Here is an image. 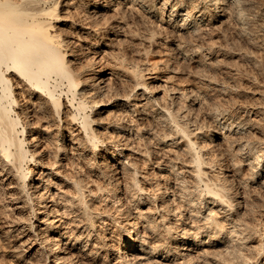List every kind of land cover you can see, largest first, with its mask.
<instances>
[{
  "label": "rangeland",
  "instance_id": "rangeland-1",
  "mask_svg": "<svg viewBox=\"0 0 264 264\" xmlns=\"http://www.w3.org/2000/svg\"><path fill=\"white\" fill-rule=\"evenodd\" d=\"M65 1L63 0L59 4L60 11L58 13L67 21L57 22L55 26H62L68 31L71 29V32L68 33L71 35H67V38L69 39L70 49H73L72 51L76 55L74 57L71 55L68 59L76 61L78 65H81V68L84 66L86 74L89 73L88 65L92 62V67L98 72L97 76L102 77L103 82H100V85L103 83L102 86L109 87L110 92H116L113 93V99L105 101L106 104L101 106V111L97 116H100V119L103 116V122H106L109 118L111 121L114 118L116 120V117V121L122 123L125 121L123 123L124 131L116 134L117 148L121 150V153L115 155V157H109L103 149V145L108 149H111L114 145L110 137L117 132L111 128H108L109 132L108 129L99 130L101 133L103 132V135L107 134L105 136L101 134L103 137L100 135V138L106 141L105 137L108 136L107 139L113 145H111V142L106 141V143H101L103 145H100V142L97 143L96 148L93 149H90L88 145H83L82 148V145L77 147V143L70 141L72 138H78L80 134H83V131L80 133L78 129L80 124L76 122L64 124V120H61L63 124H55L54 122L50 124V127L53 129L54 135L59 136L61 133L65 135L62 143L65 149L69 150H66V154H62L61 150L58 151L59 161H57L54 160L57 158L52 157L57 147H53L54 144H48L49 136L45 132L36 133L35 136H38L36 147L39 150L37 155L40 161L39 164L44 161L49 167L48 163L53 161L57 163L54 166L51 165L53 167L50 169H45L38 164L37 159L35 167L32 162L24 166L34 167V173L32 174L34 176L31 181L33 185L29 186L28 189L34 191V202L38 190H44L46 193L44 204L40 207L41 209L36 211V206L33 207L32 202H29L30 198L27 197V192L20 191L19 186L16 185L18 181L15 173V175L13 173L9 174L10 176L8 175L13 183H9L7 176L0 179V191L3 190L4 193H2L5 194L3 195L0 192V197L3 195L2 200H0V264H29V262L35 264L36 261L37 263L40 262L39 264H53L54 260L52 259L54 257L46 247L47 243L42 245L39 243L41 237L46 234L55 239L54 231L46 233L42 228L47 226L49 220L53 218L52 214L54 215V225L63 234L61 243L65 247L64 256L69 257L71 255L69 258L70 261L74 262L73 264H119L117 258V248H119L121 242L119 230L128 214L137 215L138 211L142 212L143 210L144 214H147L152 221L156 222L162 220V216L168 215L164 222L175 225L174 216L164 212L168 202L172 205L174 213L178 212L176 207L179 206L181 208L180 213H183L182 216L180 214L179 225L176 224L173 227L177 230L186 228L191 231L197 223L199 225L202 222L192 214L193 212H189V209H187L185 199L189 196H181L180 186L188 187L194 197L199 194V198H203V200L196 203V206L194 205L195 210L196 208L197 210L200 209L198 212L200 214V211L205 210L206 204L208 205L207 194L204 190L205 180L211 184L223 183L224 180L225 190L230 196L236 198L237 201L239 200V204L232 208L229 206L228 208L226 205V209H219L217 218L223 221L226 227H229L231 223L228 222L234 219L232 221H238L240 224L236 228L237 231L239 232L241 228L244 230H242V233L232 234V238L224 234L225 242V239H222L214 244H193L190 237H188L185 241L183 240L184 242L182 239L176 238V245H180L186 253L188 249H191L194 262L192 261L190 264H219V255H213L212 253L222 251L225 246L229 249L238 248L237 251L241 250L239 254H236V257H228L231 258L230 263L232 264H254L255 262H258L256 264H262V261L264 264V250L262 249L264 246V178L250 176L255 171V165H253L251 152H248L246 148L247 146H253L257 149L264 146V0H241L240 12H242L243 24L237 23L236 18L233 19L232 15H226L217 16L210 19L211 21L208 20L210 23L207 22L208 18H205V20L199 21L200 24H194V29L190 24L186 25L187 29H179L186 37L184 39L185 43H181L185 50L182 55L175 48V45L179 42L177 37V35H180L179 30H176L179 33L174 36L173 31H171L172 27L161 18L166 10L163 8L165 6L161 4L162 0H142L144 6H148L144 8H149V13L139 10L137 4L126 3L125 0H118L121 1L119 6L117 0H67V4ZM109 1L111 4H109ZM95 2L107 4V6L98 8L101 13L99 16H95L101 19H99L101 24L98 26L100 30L103 31L107 25L112 26L109 32H105L106 34L98 36V38L93 35L91 29L87 30V22L90 18L92 19L89 13L93 10ZM117 10L120 13H116ZM157 10H159V13ZM110 15H112V18L110 17L105 22L104 18ZM229 16L231 17L229 18ZM53 22H56V20H53ZM239 24L240 26L242 24V26L240 27ZM72 25L73 28H71ZM81 27L85 28L82 29ZM190 35L195 37L191 38ZM124 69L126 70L124 71ZM132 72H136L137 75L133 76ZM136 80L139 84L134 86ZM115 88L116 90H113ZM104 98V100L108 99L106 96ZM165 106L180 115L181 121L187 124L190 138L196 142L198 141V145L199 143L203 144L200 150L197 144L194 148L195 151L189 150L187 143L183 142L184 138L179 139L181 141L177 140L179 141L177 143H172L170 139L165 137V140L162 136H159L163 127H161L158 117L160 116L159 112L165 110ZM64 110L65 112L69 111L67 107ZM87 112L91 113L90 110ZM117 112L124 113L123 115L126 116L122 114L120 116ZM126 112L127 114H125ZM156 115L158 119H156ZM26 117L25 119H28V115ZM105 117H108V119L106 120ZM218 121L232 122L234 124L231 126L232 129L236 128L235 124L237 122H240L244 128L239 124V128L234 129L235 133L232 130L229 131L228 128H226V131L224 128L217 127ZM63 125H69L70 127H63ZM56 128L58 131H56ZM67 128L70 131H67ZM164 129L163 132L167 131V129ZM157 132L160 133L157 134ZM199 132L201 134H197ZM110 133L112 136L109 135ZM151 134L152 136L157 134V137H161V140L164 141L162 142L160 138L155 139ZM29 135V132L24 133L21 138L24 136L26 141L30 137ZM118 136L123 138H118ZM148 137H150V140H148ZM154 139L157 140V143ZM119 140L123 141H120L122 144ZM144 141L146 145L143 144ZM246 142L248 143L246 144ZM126 143L128 146L125 145ZM241 143L247 146L242 145L243 149L239 150ZM25 147L33 151L35 144L26 142ZM49 150L53 152L51 151V153ZM195 152H201L203 154L202 158H205L206 161L199 167L203 171V182L197 181L199 179L192 173L195 166L189 162ZM77 154L79 157H76ZM121 160L125 162L122 163ZM168 160H172L176 164L175 169L178 168L177 171L179 172L177 175L171 173L174 168L167 166L169 164ZM125 167H128L129 170L132 167L137 168V174H135L138 180L137 185L143 188L142 199H147L143 203L139 202V207H136L130 201L129 189L126 192L122 189H126L127 186H124V184L127 185L129 182V176L123 172ZM72 179H81L83 185H85L84 194L88 204L87 208L76 205V202L70 204L67 201L69 195L74 192L73 185L70 182ZM180 179L184 180L182 185L179 183L181 182ZM44 181L49 185L47 188H43L41 185ZM117 182L119 183L117 193L123 195L119 196L121 198L118 200L121 205L118 202L113 203V197L106 192L110 190L109 193H111ZM2 186H4L3 189ZM36 186H38V190L34 188ZM164 187H167L168 194L163 197L155 196ZM101 188L106 190L104 191L106 193H103ZM153 196H155V200L150 198ZM214 204L212 203V205ZM45 213H48V215L45 216ZM85 214H90L93 219V224L89 227L84 225L86 223ZM188 215L194 218L191 220ZM176 216H179V213ZM195 217L197 218L196 223L193 222ZM238 223L236 222L237 225ZM157 228L153 230L148 226L146 227L145 222H140L138 228L132 229L140 232L139 237L143 238L142 240L146 239L142 244L148 249L149 247H156L159 241L162 240L160 236L162 233L159 234L156 231L161 230L162 226ZM142 234H146L145 237H147H142ZM245 234H247L245 240H240L239 238ZM75 237L77 238L75 239ZM135 237L134 240L137 239V242L133 244L129 252L131 256L133 255L132 257L136 256L135 259L137 258L139 261L136 260L137 263H135L134 259L132 264H184L183 259L188 258V254L182 257L181 255L173 256L170 254L167 257L163 254H156L154 251L148 254L143 253V256L146 255V259L138 258L139 255H142L139 253L144 248L142 250L139 247L141 239L137 235ZM173 240L170 241L174 243L175 240ZM205 251L208 253L207 255ZM40 252L44 258L43 261L38 257L41 256ZM204 254L206 257L202 256ZM196 257L198 261L195 260ZM126 262L131 264L130 260Z\"/></svg>",
  "mask_w": 264,
  "mask_h": 264
},
{
  "label": "bare ground",
  "instance_id": "bare-ground-1",
  "mask_svg": "<svg viewBox=\"0 0 264 264\" xmlns=\"http://www.w3.org/2000/svg\"><path fill=\"white\" fill-rule=\"evenodd\" d=\"M61 1H63V0H0V179H2V177H4V176H7V179H9L10 177H8V175L11 173H13V174L15 173L17 175L16 180L18 181V182H16L17 183L16 185L19 186L20 191L27 192L26 195H27V197L30 198L29 202H32L33 207L36 206L35 211L41 209L40 207L44 204L43 202H45V200H46V198H45L46 193L44 192V190L43 191L38 190V186L34 187L36 190H38V194L36 196L35 202H34V197H33L34 191L32 192L31 190L30 191L28 190L29 186L33 185V183H31V181L33 180L34 175H32V174L34 173L35 165H37V159H38V164L40 163L39 157H37L39 150H38V147H36V145L38 143V136H35L36 133L41 134V132H45L46 135L49 136V138H48L49 140L46 138L48 140L47 141L48 144H51V145L54 144L53 147H57V149L55 148L56 150L54 152V156H52V157L57 158L54 160L59 161L58 151L60 152V150H61L62 154H66V152H67L66 150H69V149H65V146L62 143V141L65 138V135L63 133H61L59 136L57 134H56L57 136L53 134V129H51L50 124H53L54 122H55V124H63V123H61V120H64L63 121V122H65L64 124H71L74 122H76L77 124H80V126H78V129L80 130V133H82L81 131H83V134H80V136L78 138H75V139H77L76 141L74 138H72L73 140L71 139L70 141H74L73 143H75V144L77 143V147L82 145V148H83V145H85V146L88 145V147L90 149L96 148V145H97V143L99 144V142H100V145H103L101 143H103V142L106 143V141H109L107 139L108 136L105 137L106 141L105 140L103 141L100 138L103 135L102 134L103 132L101 133V131L99 129H106L107 130L108 128H111L113 131L117 132V133L114 132L115 135H113V136L111 133L109 134L110 136H112V137H110V140L114 143V145L111 141H109V142H111V145H113L111 149L105 148L106 146L103 145V147H104L103 149L106 151V154L109 157H113V156L115 157V155L121 153L120 152L121 150L117 148L118 143H116L117 142L116 134L122 133L124 131L123 123L125 121L123 123L120 121H116L117 120L116 115H114V117H116V120L113 117L114 119L112 121L109 120L110 118L108 119V117L107 118L105 117L106 120L107 119L109 120V121L107 120L108 122L107 121L103 122V118H102L103 116L101 117V119H100V116H97V114H99V112L101 111V106H104L106 104L105 101H109V99H113L112 97L114 96V94L116 92H110L109 87L105 88V86H102L103 83L100 85V82H103L102 77L100 75L97 76L98 72L95 70V68L92 67V62L90 64L88 63L89 64L88 65L89 73L86 74V72H84V68H83L84 66H82V68H83L82 69L81 65H78L76 61H74V60L72 61V60L68 59L69 56L72 55L74 57V55H76V53H74L72 51L73 49L72 50L70 49V46H69L70 43L68 42L69 39L67 38L68 37L67 35H69V36L71 35V34H68L71 32L70 31L71 29L68 31L66 28L65 29L62 28V26L61 27L55 26L56 25L55 23H57V22L60 23V21H62V22L67 21L66 18L62 17V15L58 13L60 11V9H59L60 7H58V6L61 3ZM120 2L121 1L117 0L118 6L120 5ZM122 2L124 3V1H122ZM125 2L137 4L138 7L140 8L139 10H141V11L143 10V12L145 11V12L149 13V8H147V9L144 8L147 5L144 6V2H142V0H125ZM241 3H242L241 0H162L161 4H163V6H165L163 8H165L166 10L164 9L165 13L164 14L162 13L163 15L161 13L160 14L162 15L161 18L167 24H169V26L172 27L171 31H173L174 36H176V33H177L176 30L184 29V28H186V25H189V24H190V26H193V29H194V24L199 23V21L205 20V18H208L207 19V22H208V20L216 18L217 16L220 17V16H226V15H232L233 19L236 18L237 23L243 24V22H242L243 19L241 17L242 12H240ZM66 4H67V2H66ZM109 4H111V2ZM101 6L102 7L107 6V4H105L103 2L102 3L95 2L93 4V10H92L94 12L90 11V13H89V14H91L90 16H92V19L90 17H87V18H90V20L87 22V25H88L87 30L91 29L93 31V35L97 36L96 38H98V36H103V34H106L105 32H109L112 28V26L107 25V26H105L104 30L102 31L98 27L99 24H101L100 23L101 19L99 18L100 19L99 20L95 16L100 15L101 11L99 12L98 8H100ZM117 11H116V13H120V11H118V12ZM157 11L159 13V10H157ZM111 16L112 15L106 16V18L103 17L105 22H107V20ZM157 16H159V15L157 14ZM230 17L231 16H229V18ZM53 20L54 21L56 20V22H53ZM210 21L208 23H210ZM105 22L103 21L102 23H105ZM242 24H241V26H242ZM79 25H80V23H79ZM239 26H240V24H239ZM71 28H73V25ZM74 28H76V27H74ZM81 28L84 29L85 27H81ZM195 30H196V28H195ZM239 31H240V28H239ZM179 32H180V30H179ZM246 32H244V33H246ZM90 33H91V31H90ZM169 34H172V33H169ZM193 35H190V37L191 38L195 37ZM241 35H242V32H241ZM177 37H178L179 42L175 45V48L177 50H179V54L182 55V53L185 50L183 49V45H181V43L182 44L185 43L184 39L186 37L182 32H180V35H177ZM186 50H188V49H186ZM125 70L126 69H124V71ZM132 73H133L132 74L133 76L137 75L136 72H132ZM138 84H139V82L136 80L134 83V86L138 85ZM113 90H116V88ZM105 96L108 99L104 100ZM126 96H129V95H126ZM126 96H125V98H126ZM70 106H71V108H70ZM66 107H67V109H69V111H67V112H65V110H64ZM88 110H90L91 113H88L87 112ZM143 110H144V108H143ZM176 111H177V109H176ZM117 113H119V112H117ZM119 114H120V116H122L124 113L123 114L119 113ZM125 114H127V112ZM146 114H147V112H146ZM27 115H28V119H25V117ZM159 115H160L158 117L159 119L157 118V115H156V119L159 120V123H161V127H163V129L164 128L167 129V131L163 132V129L160 128L162 130H161V135H159V136H162L163 139H165V137H166V139L167 138L170 139L172 143H177V142L181 141L179 139L184 138L183 142L187 143V146H189V150L195 151L194 148H195V146L198 145V141L196 142L195 140H192L190 138V131L189 132L187 131V128H188L187 124H184L181 121L180 115L176 114L175 111L173 112V110L167 109V107L165 108V110L159 112ZM123 116H126V115H123ZM215 116L217 117L218 115H215ZM127 119H129V118H127ZM123 120H124V117H123ZM123 120H121V121H123ZM133 124H135V123H133ZM239 124H240V122H237L235 124L236 128L232 129L231 126L234 125V124H232V122L225 123V122L218 121L217 127L224 128L225 130H226V128H228L229 131L232 130L235 133L236 131H234V129L237 130V127ZM66 126L68 127L69 125H66ZM66 126L63 125V127H66ZM125 128H126V126H125ZM166 129H164V130H166ZM34 130H36V131L34 132ZM66 130L70 131L69 128H67ZM56 131H58V129ZM59 131H60V129H59ZM145 131H148V130H145ZM28 132L30 133V135H29L30 137L25 141L26 138H24V136L21 138V135H23L24 133H28ZM99 132H100V134H99ZM108 132H109V129H108ZM162 132L164 133L163 135H162ZM233 132H232V134H234ZM138 133H136V134H138ZM159 133L157 132V134H159ZM105 134L103 136H105ZM157 134H155L156 137L152 136V134H151V136L154 137L155 139L160 138V140H161V137H157ZM197 134H201V132H199ZM121 135H123V134H121ZM118 138H123V137L118 136ZM148 138H149L148 140H150V137H148ZM122 140H119V142ZM177 140H179V141H177ZM125 141H127V140L125 139ZM156 141L157 140H155V142ZM161 141L163 142L164 140H161ZM26 142H30L31 144H35V148L33 149V151L26 149V147H25ZM109 142H107V143H109ZM244 143L243 144L241 143V145L239 146V150L243 149V147H241V146L242 145L245 146L248 142H246V144H244ZM143 144H145V141ZM148 144H149V142H148ZM159 144H160V142H159ZM125 145L128 146L127 143ZM202 145L203 144L199 143V145H198L199 150L202 148ZM246 148L248 149L247 150L248 152H251V157H253L252 158L253 160L252 159L251 160L253 161V165H255L254 166L255 171L252 172L250 176L251 177L260 176V177L264 178V146L261 148H257V149L254 148L253 146H247ZM49 149H51V148L49 147ZM126 149H128V148L126 147ZM128 154H130V153H128ZM128 154H126V155H128ZM51 155H53V154H51ZM70 157L72 158V156H70ZM76 157H79L78 154ZM82 157H83V155H82ZM202 157H203V154L201 152L200 153L195 152L194 155L191 156V159L189 161V162H191V164H193L195 166V169L192 170V173L195 174L197 179H199V180H197L198 182L204 181V179H202L203 178L202 177L203 171L199 168L202 163L206 162L204 160L205 158L203 159ZM71 158H69V159H71ZM172 160H168L169 164L167 166H169V168H172V169L174 168L173 172H171V173H174L175 175H177V173H179L177 171L178 168H177V170L175 169L176 164L174 162H172ZM72 161H73V159H72ZM72 161H71V163H73ZM29 162H32L34 167L33 166L24 167ZM121 162L124 163L125 161L121 160ZM56 163H57L56 161H53L52 163H48L49 167H47V163H45L43 161L39 165L43 166L45 169H50ZM127 164L130 166L129 163H127ZM51 165H53V166H51ZM126 170H129V168L125 167V169L123 171L125 173V175L129 176L128 177L129 182H128V184L126 182L127 185L124 184V186H127V188L125 187L126 189H124V188H122V189L124 190V192H126V190L129 189V192L131 194V196H130L131 200L130 201H132L133 204L136 205V207H139L138 203L139 202L143 203V202H145V200L147 201V199H145V200L142 199L141 196L143 195V188H142V186L138 187V185H137L138 180L135 177L136 176L135 174H137V168L132 167V169L129 170L130 172L129 171L125 172ZM169 170H171V169H169ZM169 173H170V171H169ZM124 179H125V177H124ZM38 180H40V179H38ZM180 180H181V182H179V183H181L180 185H182L184 180L183 179H180ZM70 182L73 185L74 192L71 195H69V197L67 198V201L70 204H73L76 202V205L84 206L87 208L88 204H87L86 196L84 194L85 193L84 189L86 190L85 185H83L81 179H72ZM9 183H13V181H10V179H9ZM39 183H40V181H39ZM204 183H205L204 190L206 191V194H207L206 199H207L208 205L206 204L205 210L200 211V214L198 213L200 209L197 210V208H196V210H195L194 205L196 206V203L198 201L203 200V198H199V196H198L199 194L196 197H194V195L191 194L190 189L188 187L187 188L189 190L184 185L180 186L181 189L179 192H180L181 196L182 195L183 196H189L187 199H185L186 204H187L186 205L187 209H189V212H193L192 214L195 215L196 217H198V219L202 222L199 225H197L198 224L197 223L196 226H195V224H193V226H195V227H193L191 231H189L186 228H180L178 230H177V228H174L175 225L179 223V220H180L183 213H180L181 212V208H179L180 206L179 207L175 206L178 209V212L174 213L172 205H170L168 202L166 204V208H165L164 212L166 214L170 213L174 216L175 225L167 224L166 222H164L165 218H167L168 215L162 216V220H160L159 222H156V221H152V219L149 218L147 216V214H144L142 209H140V210H142V212L141 211H138V213L136 212L137 215L136 214L135 215H132V214L129 215L128 214L126 217L127 219H124V221L122 222L123 225L121 226V228L119 230V239L121 241V242L119 241L120 246H119V248H117V258L119 259L118 260L119 264H126L127 263L126 261H129V260L131 261V264H132V262L134 261L136 256L132 257L133 255L131 256V253L129 252V250L132 249L133 244L137 242V239H136V241L134 240L136 238L135 236L136 235L138 237L140 236L139 235L140 232L138 230H135V231L133 230L134 228L139 227L140 222H145L146 227L148 226L149 228H151L153 230L159 226L160 227L162 226L161 230H156L157 233H159V234L162 233V235H160L162 240L159 241V243L156 247L154 246V247H149L148 249H146V247L143 246V244H142V242L144 243V241L146 239L142 240L143 238L139 237L141 239L140 240L141 243L139 244V242H138L139 247H141V249L144 248V250L142 249L143 251L141 253H139V254H142V255H139L140 257H138V255H137L138 258L146 259L145 254H148L151 251H154L156 254L159 253V255L163 254V256H167V255L171 254L173 256L181 255V257H182L183 255L188 254V258L186 260L183 259L184 264L185 263L190 264V262H192L194 260L193 255H191V251H190L191 249H188L189 251L187 250V253H186L185 251H183V249H182V247H180V245H176V243H177L176 238H179V239H182V241L183 240L185 241L186 238L190 237L193 244L203 243L205 245L206 243H213L214 244V243H216L222 239H225V237H223L224 234H226V236H228V237L231 236V238H232V234L242 233V230H244L243 228H241L239 230V232L236 229L240 225L238 223V221H232V220H234V219H232L230 222H228L229 224L231 223V225H229V227H226L224 222L220 221L217 218V212H219L218 211L219 209H224L226 207V205H227V207L229 206L232 208L236 204H239V202H238L239 200L237 201L236 198L230 196L228 194L227 190H225V187H224L225 185L223 184L224 180H223V183L221 182L219 184H215V183L211 184L207 180H205ZM41 185L43 188H47L49 186L48 184L45 183V181ZM197 185H195V186H197ZM198 186H200V185H198ZM3 187L4 186H2V189H3ZM121 187H123V186H121ZM166 190H167V187L162 188V190L157 192V194L155 196L163 197L165 194H168V192ZM104 191H106V190H103V193L108 192V194L113 197L112 198L113 203L114 202L117 203L119 198H121L119 196H123V195H118V193H117L119 191V183L118 182L116 183L115 188H113L111 190V193H109L110 190L106 191V192H104ZM0 192H1V194L4 193L3 190ZM101 192H99V193H101ZM6 194H7V192H6ZM180 194H179V196H180ZM3 195H5V194H3ZM3 195H1V196L3 197ZM155 196L150 197V198H152V200H153ZM2 197H0L1 198L0 200H2ZM6 198H7V196H6ZM167 201H168V199H167ZM118 203L120 204V202H118ZM121 203H123V202H121ZM212 203H215V204L212 205ZM118 207H119V205H118ZM220 212H221V210H220ZM48 213L47 214L45 213V216L48 215ZM52 213H54V212H52ZM178 213H179V216H176ZM180 214H181V216H180ZM85 215H86V218H85L86 223H84V225H86V227H89L93 224V219H92V216L90 214H85ZM189 215H190V213H189ZM189 215H188V218L190 217L192 220L194 217H191ZM52 217L54 218L53 214H52ZM196 217L194 219L195 221L193 220V222H195V223L197 221ZM224 217H226V216H224ZM53 218H51V220H49L47 226H45V227L41 226V227L43 228V231H45L46 233L48 231H54L55 232V234H54L55 239L51 238V236H49L48 234L45 233L46 235L41 237V240L39 243L41 245L43 243H47L46 247L53 254V257H54V259L51 258L52 260H54L53 264H67V263L73 264L74 262L70 261V258H69L71 255L69 257L64 256L65 247L61 243V237L63 236V234H61V232H59L57 230V226L54 225L55 223L53 221ZM44 219H45V217H44ZM193 222H191V223H193ZM236 222L238 223V225L236 224ZM168 223H170V222H168ZM119 225H120V223H119ZM144 226H145V224H144ZM60 229H61V227H60ZM142 229L144 230V228H142ZM208 229H209V231H208ZM63 233H64V231H63ZM87 235L89 236V234H87ZM145 235L146 234H142V237H145ZM156 235L158 236V234H156ZM246 235L247 234L241 236L239 239L244 241L245 237H247ZM76 238L77 237H75V239ZM171 239L175 240V241L173 240L174 243L172 241H170ZM64 241H66V240H64ZM225 241H226V239L224 240V242ZM206 245H208V244H206ZM262 249L264 250V246ZM237 250H238V248L237 249H234V248L229 249L225 246V248L222 251H214L212 254L213 255H219L218 256V257H220L219 264H232V263H230L231 258L229 259L228 257H230V256L236 257V254H239L241 252V250L240 251H237ZM188 252H190V253H188ZM143 253H145L144 254L145 256H143ZM205 253H206V255L208 254L206 251H205ZM41 254L42 253L40 252V255ZM200 254H201V252H200ZM151 255H153V254H151ZM202 256H205V254ZM38 257L40 258V260H42V261L44 260L42 255L38 256ZM41 258H43V259H41ZM33 259H35V258H33ZM38 259H36V260H38ZM205 259H207V258H205ZM52 260H51V262H53ZM136 260H137V258L135 259V263H137ZM195 260H197V257L195 258ZM232 260H234V259H232ZM137 261H139V260H137ZM206 261H208V260H206ZM30 263L31 262H29V264ZM39 263H37V261H36L35 264H39ZM141 263H142V261H141ZM256 263H258V262H255L254 264H256ZM262 264H263V261H262Z\"/></svg>",
  "mask_w": 264,
  "mask_h": 264
}]
</instances>
